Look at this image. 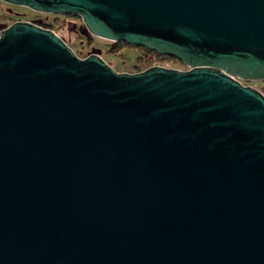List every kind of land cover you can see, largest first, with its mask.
<instances>
[{
    "label": "water",
    "instance_id": "water-1",
    "mask_svg": "<svg viewBox=\"0 0 264 264\" xmlns=\"http://www.w3.org/2000/svg\"><path fill=\"white\" fill-rule=\"evenodd\" d=\"M186 71L0 36V264H264V0H1Z\"/></svg>",
    "mask_w": 264,
    "mask_h": 264
},
{
    "label": "rangeland",
    "instance_id": "rangeland-1",
    "mask_svg": "<svg viewBox=\"0 0 264 264\" xmlns=\"http://www.w3.org/2000/svg\"><path fill=\"white\" fill-rule=\"evenodd\" d=\"M30 20L41 24L47 21L48 25L80 56L102 50V58L118 72L131 71L137 65L142 54L138 49L126 47L117 52L111 49L114 42L95 37L86 27L84 21L77 17L66 18L59 14H45L27 7L15 6L0 0V36L3 30L8 29L16 21ZM118 64V66L116 65ZM164 67L186 71L188 67L176 61L164 62ZM118 67V68H117ZM245 86H250L264 94V81H242Z\"/></svg>",
    "mask_w": 264,
    "mask_h": 264
},
{
    "label": "trees",
    "instance_id": "trees-1",
    "mask_svg": "<svg viewBox=\"0 0 264 264\" xmlns=\"http://www.w3.org/2000/svg\"><path fill=\"white\" fill-rule=\"evenodd\" d=\"M37 25H39L45 29H50V30L55 31L51 25H48L47 21H42L41 24H37ZM115 45L116 46L111 49L113 52H117L120 49H123V47L124 48L129 47V48L138 49L140 51V53L142 54V57L140 59H138L137 65H135L131 71H125L128 73H140V72L145 71V70H147L151 67H154V66H164L165 65L164 62L169 61V60L170 61H176L180 64H183L181 61H179L173 57H169L167 55H162V54H159L157 52L150 51L146 48L133 47V46H130V45H127L124 43H116ZM77 55H78V57H80L79 54H77Z\"/></svg>",
    "mask_w": 264,
    "mask_h": 264
},
{
    "label": "flooded vegetation",
    "instance_id": "flooded-vegetation-1",
    "mask_svg": "<svg viewBox=\"0 0 264 264\" xmlns=\"http://www.w3.org/2000/svg\"><path fill=\"white\" fill-rule=\"evenodd\" d=\"M66 18H71V17H75V16H72V15H64ZM77 18H79V19H82L81 17H79V16H76ZM21 21H26V22H31V23H33L32 21H30V20H19V21H16V22H21ZM34 24H36V23H34ZM95 37H97V36H95ZM99 38V37H98ZM102 39V38H101ZM116 42H114V46L113 47H115L116 45ZM112 47V48H113ZM73 49V48H72ZM74 50V49H73ZM76 53V52H75ZM77 54V53H76ZM94 54H98V55H100L101 57H102V55L103 54H105V52L104 51H102V50H99V51H97V52H95ZM81 55V54H80ZM91 55H93L92 53L90 54H88V55H86V56H80V58H82V59H85V58H88L89 56H91ZM117 66H118V64H116ZM118 68V67H117ZM189 69V68H188ZM117 70V69H116ZM143 72V71H142ZM120 73H128V72H120Z\"/></svg>",
    "mask_w": 264,
    "mask_h": 264
},
{
    "label": "built area",
    "instance_id": "built-area-1",
    "mask_svg": "<svg viewBox=\"0 0 264 264\" xmlns=\"http://www.w3.org/2000/svg\"><path fill=\"white\" fill-rule=\"evenodd\" d=\"M111 66V65H110ZM113 69H115L113 66H111ZM116 70V69H115ZM243 84V83H242ZM244 85V84H243Z\"/></svg>",
    "mask_w": 264,
    "mask_h": 264
}]
</instances>
